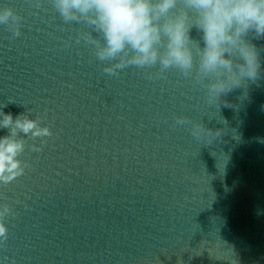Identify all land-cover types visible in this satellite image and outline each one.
<instances>
[{
    "label": "clouds",
    "instance_id": "1",
    "mask_svg": "<svg viewBox=\"0 0 264 264\" xmlns=\"http://www.w3.org/2000/svg\"><path fill=\"white\" fill-rule=\"evenodd\" d=\"M65 23L83 22L92 32L77 37L93 46L103 71L118 74L128 66L153 68L149 79L169 69L191 77L206 91L208 103L225 99L234 89L255 81L261 73L260 53L249 39L264 38V0H52ZM22 17L10 5L0 7V25L20 35ZM193 29L200 35L194 39ZM95 34V35H94ZM202 42V43H201ZM179 125L191 124L193 137L221 135V130L177 117ZM0 184L7 185L24 174L28 164L20 159L26 139L49 137V127L27 112L13 115L0 109ZM34 150L39 149L32 146ZM13 214L0 206V244L8 238L5 219Z\"/></svg>",
    "mask_w": 264,
    "mask_h": 264
}]
</instances>
